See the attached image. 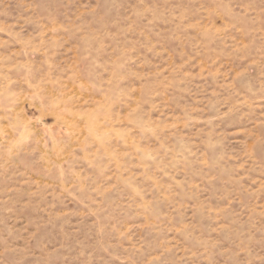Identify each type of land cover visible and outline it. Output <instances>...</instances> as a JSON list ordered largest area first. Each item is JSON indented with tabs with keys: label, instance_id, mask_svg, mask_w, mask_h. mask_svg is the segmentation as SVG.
<instances>
[{
	"label": "rangeland",
	"instance_id": "1",
	"mask_svg": "<svg viewBox=\"0 0 264 264\" xmlns=\"http://www.w3.org/2000/svg\"><path fill=\"white\" fill-rule=\"evenodd\" d=\"M0 264H264V0H0Z\"/></svg>",
	"mask_w": 264,
	"mask_h": 264
}]
</instances>
